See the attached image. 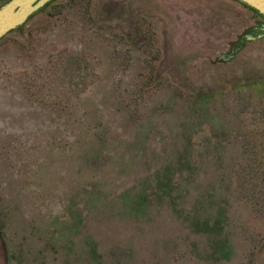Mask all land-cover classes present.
I'll list each match as a JSON object with an SVG mask.
<instances>
[{
	"label": "rangeland",
	"instance_id": "obj_1",
	"mask_svg": "<svg viewBox=\"0 0 264 264\" xmlns=\"http://www.w3.org/2000/svg\"><path fill=\"white\" fill-rule=\"evenodd\" d=\"M261 22L54 0L3 36L5 264H264V36L218 59Z\"/></svg>",
	"mask_w": 264,
	"mask_h": 264
},
{
	"label": "water",
	"instance_id": "obj_2",
	"mask_svg": "<svg viewBox=\"0 0 264 264\" xmlns=\"http://www.w3.org/2000/svg\"><path fill=\"white\" fill-rule=\"evenodd\" d=\"M51 0H7L0 4V39L8 32L19 29L33 14L37 13ZM244 6L252 10L258 15L262 22L258 24V28L264 31V0H236ZM253 29V28H252ZM251 29V30H252ZM264 36V32L248 33L244 38L239 37L238 43L241 44L243 39H256ZM229 54H221L219 60H228L233 56V51Z\"/></svg>",
	"mask_w": 264,
	"mask_h": 264
},
{
	"label": "trees",
	"instance_id": "obj_3",
	"mask_svg": "<svg viewBox=\"0 0 264 264\" xmlns=\"http://www.w3.org/2000/svg\"><path fill=\"white\" fill-rule=\"evenodd\" d=\"M53 1H54V0H51L50 2H48V3H47L43 8H41L38 12L43 11V10H44V9H45V8L51 3V2H53ZM38 12H37V13H38ZM255 13H256V12H255ZM35 14H36V13H35ZM33 15H34V14H33ZM33 15H32V16H33ZM32 16H31V17H32ZM21 27H22V26H21ZM21 27H20V28H21ZM259 32H262V33H263L264 31L259 30ZM237 41H238V40H237ZM237 41L233 43V48H232L233 50H234L235 48H237V50H238V49L243 45V43L239 44ZM237 50H236V51H237ZM234 52H235V51H233V53H234Z\"/></svg>",
	"mask_w": 264,
	"mask_h": 264
},
{
	"label": "crops",
	"instance_id": "obj_4",
	"mask_svg": "<svg viewBox=\"0 0 264 264\" xmlns=\"http://www.w3.org/2000/svg\"><path fill=\"white\" fill-rule=\"evenodd\" d=\"M4 246H3V242L0 238V264H5V261H4Z\"/></svg>",
	"mask_w": 264,
	"mask_h": 264
},
{
	"label": "flooded vegetation",
	"instance_id": "obj_5",
	"mask_svg": "<svg viewBox=\"0 0 264 264\" xmlns=\"http://www.w3.org/2000/svg\"><path fill=\"white\" fill-rule=\"evenodd\" d=\"M259 30H260V28L257 27V28H253V29L251 30V32H252V33H258Z\"/></svg>",
	"mask_w": 264,
	"mask_h": 264
}]
</instances>
